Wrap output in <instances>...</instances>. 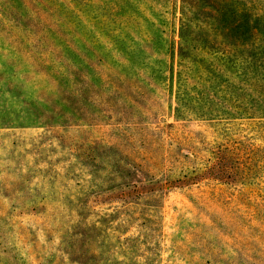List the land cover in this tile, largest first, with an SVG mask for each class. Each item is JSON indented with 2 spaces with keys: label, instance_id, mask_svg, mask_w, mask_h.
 <instances>
[{
  "label": "rangeland",
  "instance_id": "obj_1",
  "mask_svg": "<svg viewBox=\"0 0 264 264\" xmlns=\"http://www.w3.org/2000/svg\"><path fill=\"white\" fill-rule=\"evenodd\" d=\"M160 2L143 17L129 8L115 28L139 39L144 16L161 26L171 3ZM102 29L76 0H0V264H255L212 220L229 209L212 207L215 196L236 195L230 207L244 213V185L218 169L193 181L166 169L167 157L190 154L175 140L184 132L210 154L264 145L261 127L178 120L171 88L138 61L160 55L104 52Z\"/></svg>",
  "mask_w": 264,
  "mask_h": 264
},
{
  "label": "trees",
  "instance_id": "obj_2",
  "mask_svg": "<svg viewBox=\"0 0 264 264\" xmlns=\"http://www.w3.org/2000/svg\"><path fill=\"white\" fill-rule=\"evenodd\" d=\"M76 1L84 4L109 38V44L103 43L104 52L123 49L135 54L137 49L150 48L161 56L154 58L148 50L147 60L138 57V61L151 70L153 80L171 88L178 120L196 117L230 123L247 117L261 127L259 136L264 140V0H162L164 7L167 2L171 4L160 15L161 26L144 16L148 23L139 39L130 37L127 29L119 32L114 23L121 15L127 23L129 8L140 17L145 10L154 14L156 2L161 0ZM162 22L166 27H162ZM170 108L169 103L167 109ZM175 140L190 147V154L172 156L174 159L167 157L168 178L180 176L198 180L197 172L206 168L218 169V174L227 171L234 182L244 186L256 184V195H246L244 186L239 189L237 199L248 209H243V214L234 212V205L230 207L236 195L230 197L231 201L215 196L212 207H215L212 204L222 203L229 209L212 220L226 228L235 250L255 264H264V184L258 181L264 182V145L250 140L236 141L208 154L210 149L198 144L191 132H184ZM225 220L230 221L231 226H227ZM254 241L262 243L263 247L256 248Z\"/></svg>",
  "mask_w": 264,
  "mask_h": 264
}]
</instances>
